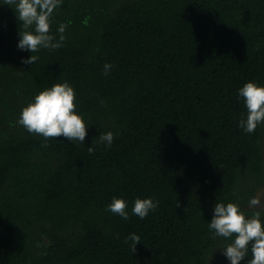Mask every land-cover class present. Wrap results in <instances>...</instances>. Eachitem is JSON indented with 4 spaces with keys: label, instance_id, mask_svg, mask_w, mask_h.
<instances>
[{
    "label": "trees",
    "instance_id": "16d2710c",
    "mask_svg": "<svg viewBox=\"0 0 264 264\" xmlns=\"http://www.w3.org/2000/svg\"><path fill=\"white\" fill-rule=\"evenodd\" d=\"M61 23L63 47L24 64L0 0V264H230L208 224L216 202L244 206L260 182L264 128L238 126V89L264 86V0H62L57 38ZM65 81L87 136L44 147L18 116ZM108 131L110 147L97 142ZM114 197L127 220L107 210ZM136 198L158 207L141 219Z\"/></svg>",
    "mask_w": 264,
    "mask_h": 264
},
{
    "label": "clouds",
    "instance_id": "9594fccd",
    "mask_svg": "<svg viewBox=\"0 0 264 264\" xmlns=\"http://www.w3.org/2000/svg\"><path fill=\"white\" fill-rule=\"evenodd\" d=\"M16 13L21 24L19 28L18 49L27 50L32 55L27 59L22 58L24 64H34L39 57L41 49L56 50L63 47L66 39L64 33L67 25L61 23L56 29L57 35L52 34L51 17L62 0H2ZM104 75L110 74L112 65L104 64ZM246 107V118L242 116L238 126L245 133L255 132L258 125H264V86L253 81L245 82L238 89ZM104 101L101 100V105ZM76 94L68 82L55 83L36 93L20 110L17 123L29 133L37 134L44 138V147L49 139L65 137L69 141H79L83 144L87 136V125L81 115L76 112ZM114 136L111 131L102 132L97 138L98 143L111 146ZM90 154L95 148L88 147ZM261 187V186H260ZM258 187L257 189H259ZM256 189V190H257ZM242 208L235 202H216L213 216L208 224L212 238L222 237L230 241L222 248V253L230 264H240V261L251 254L247 264H264V206L261 195L251 196ZM179 207V201H177ZM158 207V202L152 198H136L132 206V213L141 219L147 217L150 211ZM128 204L122 198L114 197L107 205V210L127 220ZM131 241L132 253L136 252L135 245L140 242V237L135 233L125 239Z\"/></svg>",
    "mask_w": 264,
    "mask_h": 264
},
{
    "label": "flooded vegetation",
    "instance_id": "af4514ba",
    "mask_svg": "<svg viewBox=\"0 0 264 264\" xmlns=\"http://www.w3.org/2000/svg\"><path fill=\"white\" fill-rule=\"evenodd\" d=\"M264 128V125H263ZM260 156H261V175H260V182L259 184L254 188L253 195L256 194L257 188L260 187V195L262 199V205L264 206V130H263V139H262V147L260 150ZM257 189V190H256ZM252 195V196H253ZM242 208H249L248 205L242 206Z\"/></svg>",
    "mask_w": 264,
    "mask_h": 264
},
{
    "label": "water",
    "instance_id": "95a60500",
    "mask_svg": "<svg viewBox=\"0 0 264 264\" xmlns=\"http://www.w3.org/2000/svg\"><path fill=\"white\" fill-rule=\"evenodd\" d=\"M255 195H260V189H258V190L256 191V194H255ZM248 207H251V206L248 205Z\"/></svg>",
    "mask_w": 264,
    "mask_h": 264
}]
</instances>
